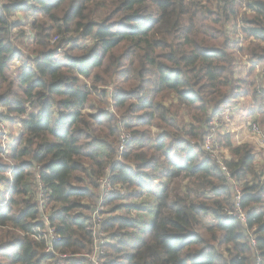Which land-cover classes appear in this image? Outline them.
Returning <instances> with one entry per match:
<instances>
[{
	"label": "trees",
	"instance_id": "16d2710c",
	"mask_svg": "<svg viewBox=\"0 0 264 264\" xmlns=\"http://www.w3.org/2000/svg\"><path fill=\"white\" fill-rule=\"evenodd\" d=\"M247 10L243 39L256 41L249 54L264 60V1L250 0ZM18 12L28 23L14 19ZM213 13L203 0H0V119H20L21 129L3 145L0 132V155L6 148L14 162L4 177L9 164L0 157L8 185L0 264H94L83 256L92 254L100 264H255L256 253L264 263V163H255L254 144L216 132L213 148L231 153L221 161L234 183L203 148L211 122L223 126L224 109L264 74H236L235 53L246 47L222 41ZM25 25L35 56L16 47ZM15 58L31 64L12 79ZM104 72L136 84L111 96L121 118L107 108L83 113L92 91L80 78L99 83ZM250 105L241 115L263 123L264 107ZM153 124L163 130L153 133ZM103 180L112 189L104 196ZM236 201L245 222L233 216Z\"/></svg>",
	"mask_w": 264,
	"mask_h": 264
},
{
	"label": "rangeland",
	"instance_id": "374dc122",
	"mask_svg": "<svg viewBox=\"0 0 264 264\" xmlns=\"http://www.w3.org/2000/svg\"><path fill=\"white\" fill-rule=\"evenodd\" d=\"M264 1V0H263ZM204 5H206L207 8L211 9L214 13V18H219L222 21V26L220 29L222 30V35L220 38L223 40H228V43L234 47V50H240V46H245L246 51L235 53L236 60H235V72L236 74H243L244 76L249 75V79L254 80L256 77H260L264 74V60H261L257 57H254L250 55V49L253 48V46L256 45V41L252 40L251 38L243 39L244 33L242 32L243 27H248V25L245 23L246 19L252 18V12L247 10V4L250 3V0H234V6H229L228 0H203ZM19 14V15H17ZM104 10L99 11V18L103 16ZM14 19L21 22V23H28L27 19L25 17V14L23 12H18L14 15ZM28 20H31L30 18ZM240 21H243V23H240ZM26 30V35L24 37V44L16 43V47L23 52L24 55H32L35 56V43L34 41H30V37L32 36V31L29 29L27 25L23 26ZM219 38V39H220ZM220 39V40H221ZM81 43V41H79ZM78 42V43H79ZM219 42H215L214 44H218ZM236 46H238L236 48ZM121 49V48H120ZM63 49L58 50V53L56 54V58H62ZM61 52V53H60ZM236 52V51H235ZM21 55L22 58H26L24 55ZM22 58H15L10 61V66L8 75L10 78H16L18 69L23 65L31 64L30 61H23ZM26 60V59H25ZM247 61L249 64L247 65ZM19 62V63H17ZM246 63V64H245ZM243 68V69H241ZM102 81L99 83H96L92 78L90 79H83L80 78V84L85 85L86 87H90L92 94L90 95V99L88 102V105L83 109V113L87 114H97L99 109H109L115 117L121 118L122 114L118 113L114 106L112 105V98L111 96L114 94L116 89H133L136 84H134L132 81L126 82V83H119L116 84L112 82V78H110V75L107 73H102ZM112 82L111 84H109ZM114 84V85H113ZM255 87L252 86L251 88L247 89L246 93L243 94L238 98V102L234 103L233 107H236L237 110H234L233 107H230L231 110H233V114L230 117L231 121L230 123L225 119L227 118L225 112L221 113V120H223L226 123H229V127H226V125H223L220 127L221 134L227 133L226 130H229V133L231 134V139L233 144H243V143H252L255 146L256 155L254 156L255 163H258L259 166L261 165V162L264 163V151L260 147V145L257 143L256 135L251 130V122L252 120H248V116H242L241 114L245 113L244 110L246 109V105H253V103H257L259 106L264 107V95H260L259 98L256 100L254 99V89H258V92L261 93L260 87L264 91V78L259 80L258 82L254 83ZM93 86H96V90L92 89ZM104 89H106L104 93ZM256 91V90H255ZM166 108L169 106V102H165ZM250 105V106H251ZM230 108H228L230 110ZM1 109V108H0ZM2 110H0L1 113ZM122 112V111H121ZM241 116L244 118V121L241 119ZM13 118V117H12ZM7 119V118H6ZM15 120V119H14ZM13 119H0V132H1V141L2 145L6 142L5 139L12 140L15 137L20 135L21 129L19 128V122L20 119L15 120ZM242 120V121H241ZM263 120V119H261ZM261 128H264V122L258 123ZM157 128L159 129L156 132H160L163 130V128L152 125L151 129ZM155 132V133H156ZM106 133L107 130H106ZM194 141V140H193ZM196 141V140H195ZM11 142V141H10ZM5 145L4 147H6ZM215 150L219 153V155H224V158H228L229 160L232 159L231 153H229L227 150L223 149V145H218V143H214ZM3 147V149H4ZM122 149V148H121ZM120 149V151H121ZM258 149V150H257ZM5 154H1L0 157L2 158L3 162L8 163L9 167L6 172L2 173L4 177H10L11 168L13 167V160L8 158V149H6ZM216 152V153H217ZM222 152V154L220 153ZM37 177V176H36ZM250 178V177H249ZM107 180V179H106ZM106 180H103L104 185L108 183ZM109 180V178H108ZM261 182H264V177L261 178ZM8 190V185L6 181L0 182V192L6 193ZM37 188L33 186L32 191L36 192ZM123 191V190H122ZM104 196V194H102ZM28 200L34 201L35 198L31 195L27 197ZM88 202V201H87ZM40 208L43 210L44 214L42 215V218L44 221H47V212L49 209L46 205H43V202H40ZM102 207L100 205L96 206V209L94 211H99L100 214H98L97 220L103 219V215H101ZM93 213V212H92ZM50 230V228H48ZM48 230V231H49ZM208 234V233H205ZM50 240V237H49ZM48 249V247H47ZM46 249V251H47ZM88 258L89 261H92L94 264H100V260L95 257V254L92 255H83ZM64 257V256H63Z\"/></svg>",
	"mask_w": 264,
	"mask_h": 264
},
{
	"label": "built area",
	"instance_id": "2783aa9c",
	"mask_svg": "<svg viewBox=\"0 0 264 264\" xmlns=\"http://www.w3.org/2000/svg\"><path fill=\"white\" fill-rule=\"evenodd\" d=\"M228 108H230V107L228 106L226 109H224L223 112L226 111L225 115H226L227 118H225V119L230 123L232 117L229 118V116H231L234 112L231 110V108H230V110ZM221 121L224 123V125H226V127H229V123H226L223 120H221ZM251 125L252 126L250 128H251L252 132L254 133V135H256V137H257L256 141H257V143L260 145V147L264 151V129H262L259 126V124H257V123H251ZM211 126L212 127H211L210 134L207 135L205 137L204 141H203V148L207 152H209L210 154H212V157H216L217 158V163L219 164L221 170L226 173L229 181H231V182L234 183V181L231 180L230 175H229L226 167L223 165V162L221 161L222 160V156L219 155V153L215 150V148H213V141L215 139L216 132H218V131L221 130L220 129L221 125H220V123L216 119H214L211 122ZM226 132H229V130H226ZM102 184H103L104 190H102L101 193L103 194V192H104V194L107 195L112 189L109 188L108 183H106L104 185V182L102 181ZM242 196H243V194H242L241 190L239 188H236L235 189V200L240 201L242 199ZM237 201L235 203L236 208H235V212H234L233 216L234 215L235 216H238L241 222H245L247 214H246V212L244 210L241 209L240 204ZM98 212L99 211H94L93 218H94V220L96 222L101 221V220H97V218H98ZM249 235H250V239H251L250 240L251 245L254 247L256 245V241H255L254 238L251 237V234H249ZM55 239H56V237H54L53 235L50 237V240L48 241V249H47V251H50L51 250L52 242ZM97 239H98V235H97ZM102 243H104V239H100L99 244H102ZM256 255L257 256H256V263L255 264H264L262 258L259 256V253H256Z\"/></svg>",
	"mask_w": 264,
	"mask_h": 264
},
{
	"label": "clouds",
	"instance_id": "9594fccd",
	"mask_svg": "<svg viewBox=\"0 0 264 264\" xmlns=\"http://www.w3.org/2000/svg\"><path fill=\"white\" fill-rule=\"evenodd\" d=\"M17 15H19V14H17ZM240 23H243V21H240ZM90 44H91V42L89 41V46H90ZM17 63H19V62H17ZM0 110H4V111H6V109H0ZM159 129H157V128H153L152 129V132L153 133H155L156 131H158ZM106 171V170H105ZM101 187H103V184L101 185ZM156 239H159V234H156Z\"/></svg>",
	"mask_w": 264,
	"mask_h": 264
},
{
	"label": "crops",
	"instance_id": "0c3cea01",
	"mask_svg": "<svg viewBox=\"0 0 264 264\" xmlns=\"http://www.w3.org/2000/svg\"><path fill=\"white\" fill-rule=\"evenodd\" d=\"M259 119H264V110H262L260 116H259Z\"/></svg>",
	"mask_w": 264,
	"mask_h": 264
}]
</instances>
